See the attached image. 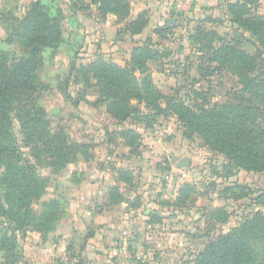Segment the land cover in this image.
I'll return each mask as SVG.
<instances>
[{
	"label": "rangeland",
	"instance_id": "374dc122",
	"mask_svg": "<svg viewBox=\"0 0 264 264\" xmlns=\"http://www.w3.org/2000/svg\"><path fill=\"white\" fill-rule=\"evenodd\" d=\"M125 1L128 11L120 15L103 14L94 0H0V58L8 67L29 56L20 36L34 5L59 22L58 41L39 52L43 62L36 71L34 98L47 130L63 135L70 146L64 163L32 158V146L10 114L16 145L34 168L33 187L40 191L30 204L33 221L50 204L57 208V220L53 230L41 235L32 225L19 228L0 215V239L14 240L0 249V264H40L42 247L43 264H195L220 235L264 213L258 204L264 172L238 168L210 150L197 132L184 130L165 101L158 103L165 114L154 116L147 101L138 103L134 96L144 93L149 76L157 93L172 94L187 106L201 102L195 92L207 97L206 107L234 102L237 76L226 68L208 78L197 71L199 53L187 33L205 16L201 6L189 9L195 3L189 0L181 5L184 10L169 13L168 0ZM255 11L264 15V2ZM141 12L147 23L132 34L128 23ZM223 14L217 10L214 15L219 19ZM166 15L175 23L167 24ZM203 26L234 33L228 22ZM143 47L154 56L145 60L149 72H136L125 95L139 112L117 120L101 101L91 68L99 61L124 67L131 51ZM239 47L254 53L249 43ZM258 126L264 128V121ZM174 156L188 165L176 166ZM110 185H117L120 204L107 201ZM136 202L139 208L130 211ZM256 240L250 242L254 249L260 246Z\"/></svg>",
	"mask_w": 264,
	"mask_h": 264
},
{
	"label": "trees",
	"instance_id": "16d2710c",
	"mask_svg": "<svg viewBox=\"0 0 264 264\" xmlns=\"http://www.w3.org/2000/svg\"><path fill=\"white\" fill-rule=\"evenodd\" d=\"M94 1L99 3L103 14L124 15L128 11L125 0ZM258 2L260 4L258 0H226L222 3L225 16L218 19L207 14L199 20L193 33H187V40L199 53L196 68L201 78H208L224 68L237 76L240 87L233 95L234 102L206 107L207 97L195 92L201 102L187 106L172 94L157 93L149 76H145L144 93L134 96L138 103L147 101L145 106L154 110V116L165 114L164 108L158 105L160 100L165 101L166 109L177 116L184 130L197 132L210 150L223 154L238 168L264 172V128L258 126L259 121H264V15L255 11ZM204 22H228L234 33L220 34L215 29H206ZM146 23L145 12H141L126 29L137 34ZM162 28L166 29L167 24ZM60 34L59 22L50 18L41 5H34L25 17L20 36V44L28 49L29 56L17 60L11 67L0 58V215L19 228L32 225L41 235L54 229L57 208L50 204L46 213L33 221L30 204L40 191L33 187L36 182L34 168L16 145L10 114L19 123L24 142L32 146V158H40L49 164L68 160L70 146L66 138L47 130L43 110L34 98L38 89L36 71L43 62L39 52L58 41ZM240 42L251 44L254 53L245 52L239 47ZM143 48L133 49L124 67L99 61L91 68L103 97L101 101L107 102V111L117 120L139 112L136 105H129L125 95L130 92L136 72L140 75L149 72L145 60L154 56ZM106 199L112 204L122 202L117 185L110 187ZM178 200L177 204L180 203ZM258 201L264 208V191ZM139 206L136 202L131 208ZM91 236L87 235V238ZM253 239L260 244L256 249L250 245ZM12 241L3 235L0 249L7 248ZM195 264H264V213L258 212L227 234L220 235L198 255Z\"/></svg>",
	"mask_w": 264,
	"mask_h": 264
},
{
	"label": "crops",
	"instance_id": "0c3cea01",
	"mask_svg": "<svg viewBox=\"0 0 264 264\" xmlns=\"http://www.w3.org/2000/svg\"><path fill=\"white\" fill-rule=\"evenodd\" d=\"M187 1H189V0H168V1H166L167 7H168V8L166 7V10H168L169 13L174 12V10H178L179 8H182V10H184L185 8L181 7V5H184ZM224 1H226V0H195V3L193 1H191L190 5H188L187 8H189V9L192 8L193 10H195L196 7L201 6V11L203 12V14H205V15L211 14L212 16H215L214 14L217 10H219L220 12H223L224 4H222V3ZM263 2H264V0H260V4ZM169 15H171V14H169ZM169 15L168 16L166 15V23H167V19L172 17ZM202 18L203 17H201L200 19H202ZM118 204H120V203H118ZM111 205H113V204L111 203ZM114 205H116V204H114ZM132 210H134V209H132L130 207V211H132ZM40 251H41V254H40L39 259H37V262L40 264H43L45 262L43 260L46 259L42 253V252H44L43 247L40 249Z\"/></svg>",
	"mask_w": 264,
	"mask_h": 264
},
{
	"label": "water",
	"instance_id": "95a60500",
	"mask_svg": "<svg viewBox=\"0 0 264 264\" xmlns=\"http://www.w3.org/2000/svg\"><path fill=\"white\" fill-rule=\"evenodd\" d=\"M179 22H181V19H178ZM175 23V19L173 18H168L167 19V24H174ZM174 160H177L176 166L180 167V166H186L188 165V162L186 161V159H178L176 156L173 157Z\"/></svg>",
	"mask_w": 264,
	"mask_h": 264
}]
</instances>
